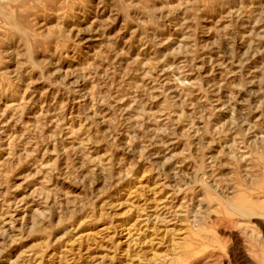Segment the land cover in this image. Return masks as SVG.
I'll return each mask as SVG.
<instances>
[{"label":"rangeland","instance_id":"rangeland-1","mask_svg":"<svg viewBox=\"0 0 264 264\" xmlns=\"http://www.w3.org/2000/svg\"><path fill=\"white\" fill-rule=\"evenodd\" d=\"M0 264H264V0H0Z\"/></svg>","mask_w":264,"mask_h":264}]
</instances>
